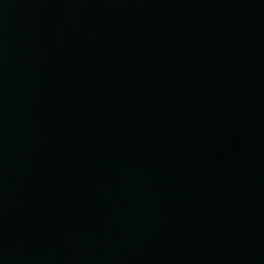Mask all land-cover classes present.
I'll return each mask as SVG.
<instances>
[{
  "label": "water",
  "instance_id": "obj_1",
  "mask_svg": "<svg viewBox=\"0 0 264 264\" xmlns=\"http://www.w3.org/2000/svg\"><path fill=\"white\" fill-rule=\"evenodd\" d=\"M0 264H264V0H0Z\"/></svg>",
  "mask_w": 264,
  "mask_h": 264
}]
</instances>
